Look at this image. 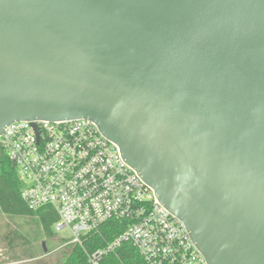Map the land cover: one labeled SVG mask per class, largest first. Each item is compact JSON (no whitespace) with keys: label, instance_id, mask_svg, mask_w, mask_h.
<instances>
[{"label":"water","instance_id":"water-1","mask_svg":"<svg viewBox=\"0 0 264 264\" xmlns=\"http://www.w3.org/2000/svg\"><path fill=\"white\" fill-rule=\"evenodd\" d=\"M81 118L207 264H264V0H0V135Z\"/></svg>","mask_w":264,"mask_h":264},{"label":"built area","instance_id":"built-area-1","mask_svg":"<svg viewBox=\"0 0 264 264\" xmlns=\"http://www.w3.org/2000/svg\"><path fill=\"white\" fill-rule=\"evenodd\" d=\"M0 149L14 165L20 197L30 210L51 207L56 230L67 229L63 245L83 246L107 220L123 230L86 252L88 264H207L180 220L88 119L15 121L0 135ZM123 245L126 260L118 250ZM127 248V247H126Z\"/></svg>","mask_w":264,"mask_h":264},{"label":"trees","instance_id":"trees-1","mask_svg":"<svg viewBox=\"0 0 264 264\" xmlns=\"http://www.w3.org/2000/svg\"><path fill=\"white\" fill-rule=\"evenodd\" d=\"M0 209L6 215L29 214L36 216L45 237L52 235L51 226L57 221V215L51 207L43 206L37 210H30L22 201L15 167L2 149H0ZM123 227L124 223L122 221L116 219L105 221L97 232L84 239L83 246L67 244L50 264H88L85 251L103 246L108 240L120 233ZM16 234L15 232H8L2 237V239L8 242L9 248L13 247L12 245L14 244L12 243L18 237L17 235H19ZM122 249L130 250L131 253L135 254L133 248L123 245L118 252L124 260H126V256H124V253L122 254ZM105 260L109 261V264L117 262L113 255L107 256Z\"/></svg>","mask_w":264,"mask_h":264},{"label":"rangeland","instance_id":"rangeland-1","mask_svg":"<svg viewBox=\"0 0 264 264\" xmlns=\"http://www.w3.org/2000/svg\"><path fill=\"white\" fill-rule=\"evenodd\" d=\"M52 235L45 237L38 218L29 214H5L0 209V264H50L66 245L67 229L56 230L51 226ZM19 235L12 248L2 237L6 233ZM45 243L46 251L43 250Z\"/></svg>","mask_w":264,"mask_h":264}]
</instances>
